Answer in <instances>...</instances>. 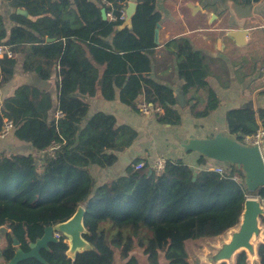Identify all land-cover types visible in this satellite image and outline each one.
<instances>
[{"label": "trees", "instance_id": "obj_1", "mask_svg": "<svg viewBox=\"0 0 264 264\" xmlns=\"http://www.w3.org/2000/svg\"><path fill=\"white\" fill-rule=\"evenodd\" d=\"M10 1L16 8L23 6L27 15H12L20 25L10 35L0 18V47L13 53L0 58V86L13 77L19 54L24 57L25 71L43 80L56 70L62 116L49 122L51 96L28 85L19 87L0 110V131L9 119L15 123V136L31 143L37 152L54 142L59 144L54 155H45L43 165L31 155L0 154V227L9 229L6 247L0 249L5 264L15 255L14 238L28 252L29 243L41 238L45 228L68 221L80 206L86 210L88 234L84 238L94 250L73 261L67 255L66 236L61 234L59 242L41 250L49 264H140L132 254L137 247L149 264H161L162 257L166 264H191L189 241L215 238L238 226L247 194L245 174L236 165L220 163L229 173L224 176L208 169L196 172L182 161L166 160L162 174L150 175L148 170H135L137 160L124 176L98 187L90 173L93 164L114 165L116 153L129 147L138 133L105 113L95 114L82 127L89 105L79 95L99 94L113 101L120 90L125 105L137 108L146 102L161 106V123L181 122L173 108L172 89L150 75L157 47L155 32L162 20L156 0H139L132 28L118 31L125 22L120 10L129 0H105L109 6L102 0ZM102 8L116 20L104 19ZM171 53L186 81L185 92L196 89L206 95V105L196 117L216 111L221 101L208 82L209 58L194 51L188 41H181ZM227 123L229 133L241 143L259 129L251 108L229 111ZM205 160L201 155L198 163L205 164ZM236 174L244 185L232 179ZM260 196L264 198V188ZM258 255L264 264V244L259 245ZM19 264L43 263L29 258ZM236 264H248L246 252L237 255Z\"/></svg>", "mask_w": 264, "mask_h": 264}, {"label": "crops", "instance_id": "obj_2", "mask_svg": "<svg viewBox=\"0 0 264 264\" xmlns=\"http://www.w3.org/2000/svg\"><path fill=\"white\" fill-rule=\"evenodd\" d=\"M156 2L157 10L162 13V20L158 26V42L152 57L150 75L156 83L172 89L176 100L173 108L180 115L181 122L177 125L161 123L159 115L164 112L143 114L140 110L142 102L137 108L125 105L121 102L120 90H116L113 101H107L99 94L94 97L79 95L89 105L82 127L95 114L105 113L115 116L118 125L130 126L138 133L129 147L116 153L118 159L114 165L90 166L96 187L124 176L127 168L137 160L146 165H153L158 160L182 161L196 172L221 166L206 157L205 164H199L201 154L186 152L183 144L193 138H211L218 133L235 138L229 133L227 123V113L231 110L251 108L256 112L259 128L264 126V0ZM138 4L139 0L127 1L126 15L130 8L136 9ZM191 4L199 9L194 11L190 8ZM249 6L251 10H247ZM23 10V6L16 8L10 0H0V18L3 19L8 35L14 27L20 25L12 19V15L19 13L26 16ZM36 19L37 17H32V20ZM239 29L248 32L244 46L237 44L229 36L231 31ZM111 39L110 37L108 40ZM181 41H188L194 51L202 52L209 58L208 82L221 103L216 111L203 118H197L196 115L205 107L206 95L202 90L196 89L185 92L186 81L180 76L177 59L171 53ZM24 85L35 87L51 96L52 109L48 113V120H56L59 102L56 70L50 79L43 80L36 73L25 71L24 57L21 54L17 56L13 77L0 86V110L5 100L13 97L16 90ZM2 153L8 156L31 155L39 165H43L46 155L45 152H37L31 143L18 139L14 130L4 138L0 137V154ZM3 238L0 249L6 247L5 235ZM0 264H4L1 255Z\"/></svg>", "mask_w": 264, "mask_h": 264}, {"label": "water", "instance_id": "obj_3", "mask_svg": "<svg viewBox=\"0 0 264 264\" xmlns=\"http://www.w3.org/2000/svg\"><path fill=\"white\" fill-rule=\"evenodd\" d=\"M190 8L194 11L199 9L192 4ZM247 10H251L250 6ZM24 12L27 15L25 10H23ZM135 12L136 9L134 7L132 9L130 8L127 12L124 25L118 28L122 29L126 26L131 29L132 17ZM102 15L104 19H107V11L105 8L102 9ZM158 26L159 24L155 32L156 44L158 42ZM247 35L248 32L244 29L229 33V36L234 38L236 43L241 46L246 45L245 38ZM48 40L51 41L52 39L49 38ZM183 147L186 152H196L210 160L227 165H236L239 169L243 170L245 174V186L251 192L249 195L252 198L246 199L244 211L240 219V226L229 230L235 234L233 241L227 246L228 250L224 258L231 259L246 249L254 253L255 248L253 247L251 239L254 234L257 235V238L260 237L259 220L261 217H264V198L260 196V190L264 188V147L245 145L237 139L224 135L223 133H218L211 138L190 139L187 143L183 144ZM149 174L151 175L152 171ZM196 175L194 180L196 179ZM85 212V207L80 206L75 215L68 221L45 228L44 235L41 238L29 243L30 251L28 252H25L21 248L20 242L14 238L13 245L16 247V252L8 264H19L21 261L29 258H35L43 264H49L41 255V250L49 249V244L52 242H59L58 233L64 236L67 235L69 238L71 237L72 245L67 251V255L68 252L74 254L77 250L92 246L84 238V235L88 234L84 224ZM236 228L239 229L237 230Z\"/></svg>", "mask_w": 264, "mask_h": 264}, {"label": "rangeland", "instance_id": "obj_4", "mask_svg": "<svg viewBox=\"0 0 264 264\" xmlns=\"http://www.w3.org/2000/svg\"><path fill=\"white\" fill-rule=\"evenodd\" d=\"M105 2L107 6V2L105 0H102ZM103 9V8H102ZM127 17V15H126ZM109 19V18H107ZM111 20V19H110ZM2 58V57H0ZM38 162V161H37ZM216 162V161H213ZM225 166H228L225 164ZM239 175V174H238ZM240 176V175H239ZM241 177V176H240ZM246 194L249 195L251 192H249L246 189ZM240 226V225H239ZM238 226V227H239ZM239 228H237L238 230ZM259 229H260V237L256 238L252 244L255 248V252L253 253L251 250L246 249V252L248 254L249 264H259V257L257 255V248L258 245L263 242L264 240V222L260 218L259 220ZM234 232L228 231L224 233L221 236L215 237V238H206V239H199L195 241H189L187 243V250L189 252V261L191 264H222V262H226V264H235L236 257L233 258H224L227 254V246L231 244L234 238ZM6 235V228L0 227V242L2 243L3 237ZM61 233H58V236H60ZM66 240L65 242L70 244V238L65 235ZM7 244V241H6ZM5 245V243H4ZM70 249V246H69ZM93 251V247L90 246L89 248H83L75 252L74 254H71L68 252V258H71L73 261L77 259V256L81 253H85L87 255H91L90 253ZM70 254V255H69ZM140 262V264H149L147 256L143 253V250L137 247L133 253H132ZM119 257L117 258V262H119ZM5 264V263H4ZM8 264V263H7ZM161 264H166V261L164 260V257L161 258Z\"/></svg>", "mask_w": 264, "mask_h": 264}, {"label": "built area", "instance_id": "obj_5", "mask_svg": "<svg viewBox=\"0 0 264 264\" xmlns=\"http://www.w3.org/2000/svg\"><path fill=\"white\" fill-rule=\"evenodd\" d=\"M110 5L109 3H107ZM121 12V19L125 20L126 19V10L125 6L120 10ZM107 18L111 20H116V16L112 12H107ZM4 55H7L8 57H12L13 53L9 50V48L2 46L0 47V57H4ZM140 110L143 114L145 115H152V114H160L164 112V109L161 106H153L150 104H147L146 102H142L140 104ZM62 114L60 112L57 113V118L61 117ZM15 129V123L12 120L5 119V124L0 131V137L4 138L12 130ZM243 144L248 145V146H259V147H264V126L259 128L256 132V134L252 137H247L244 141ZM59 144L54 142L49 148H47L45 151L46 154L54 155L55 151L58 149ZM165 160H158L156 163L153 165H146L143 162H140L134 166L136 171H143V170H148L149 172L152 171V174L155 173L157 175L162 174V172L165 169ZM208 170L214 171L219 173L220 175H227L229 173L226 172V169L222 166H217V167H209ZM234 181L237 183L244 185L243 179L239 175H235L232 177ZM245 186V185H244ZM248 195H246L247 197Z\"/></svg>", "mask_w": 264, "mask_h": 264}, {"label": "flooded vegetation", "instance_id": "obj_6", "mask_svg": "<svg viewBox=\"0 0 264 264\" xmlns=\"http://www.w3.org/2000/svg\"><path fill=\"white\" fill-rule=\"evenodd\" d=\"M261 219H262V217H261ZM240 223H241V222H240ZM240 223L238 224V226L240 225ZM260 244H264V243L261 242ZM260 244H259V245H260ZM259 245H258V247H259ZM241 252H243V251H241ZM241 252H240V253H241ZM244 252H246V250H245ZM238 254H239V253H238ZM238 254H237V255H238ZM246 254H247V252H246ZM237 255L235 256L236 258H237ZM257 255H258V248H257ZM247 256H248V254H247ZM258 257H259V255H258ZM223 263L226 264V262H222V264H223ZM235 264H236V260H235ZM248 264H249V259H248ZM259 264H260V258H259Z\"/></svg>", "mask_w": 264, "mask_h": 264}, {"label": "bare ground", "instance_id": "obj_7", "mask_svg": "<svg viewBox=\"0 0 264 264\" xmlns=\"http://www.w3.org/2000/svg\"><path fill=\"white\" fill-rule=\"evenodd\" d=\"M247 198H252V196L248 195ZM236 229H237V228H236ZM256 238H257V235L254 234V235L252 236L251 242H253ZM69 242H70L69 245H70V247H71V245H72L71 237H70V241H69ZM77 251H78V250H77ZM77 251H76V252H77Z\"/></svg>", "mask_w": 264, "mask_h": 264}]
</instances>
